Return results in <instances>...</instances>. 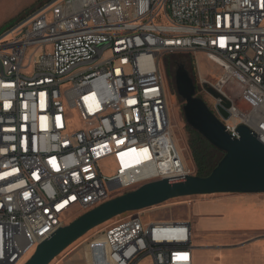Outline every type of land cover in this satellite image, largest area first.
Masks as SVG:
<instances>
[{"label":"built area","instance_id":"1","mask_svg":"<svg viewBox=\"0 0 264 264\" xmlns=\"http://www.w3.org/2000/svg\"><path fill=\"white\" fill-rule=\"evenodd\" d=\"M181 52L222 71L203 93L230 136L246 125L264 143V0H45L2 33L0 264H24L78 212L193 174L160 68ZM109 222L102 260L90 264H193L188 220Z\"/></svg>","mask_w":264,"mask_h":264},{"label":"water","instance_id":"2","mask_svg":"<svg viewBox=\"0 0 264 264\" xmlns=\"http://www.w3.org/2000/svg\"><path fill=\"white\" fill-rule=\"evenodd\" d=\"M105 47L99 46L101 51L98 56L87 63L97 60ZM177 87L178 94L185 100L183 110L187 123L224 153L212 172L207 176L191 174L178 179L162 178L115 196L58 228L38 245L24 264H51L100 225L122 214L150 208L173 198L219 193H264V143L246 125L239 126L240 138H232L204 99L197 96V87L184 65L177 70ZM208 90L215 97L222 96L211 88ZM230 106L231 101L223 97L218 109L224 119L230 116L227 110Z\"/></svg>","mask_w":264,"mask_h":264},{"label":"rangeland","instance_id":"3","mask_svg":"<svg viewBox=\"0 0 264 264\" xmlns=\"http://www.w3.org/2000/svg\"><path fill=\"white\" fill-rule=\"evenodd\" d=\"M43 1L45 0H0V36L13 23L16 22L20 15L29 13ZM193 57L195 58V61L191 63V59ZM180 65H184L185 69L188 70V72L194 77L195 83L198 86L197 92H199V95L206 101H209L210 97H208L206 93H203V80L207 79V81L214 83L222 71L217 68L215 63L209 60L202 52L197 56L188 52L174 53L172 55L165 56L160 62V68L163 73L167 88L168 103L172 121V132L185 164L193 174L197 175L198 167L190 147L192 134L191 126L187 123L183 110L185 100L178 94L177 69ZM229 86H227V91ZM228 92L230 93V91ZM69 115L71 118L70 125L72 128L79 127L81 125L79 116L77 114L73 115L71 113ZM211 152L214 155L215 164L224 156V153L219 149H211ZM111 169L114 168L108 166V171ZM235 194L219 193L211 195L177 197L150 208L122 214L118 217H115L113 220L121 219L133 214H141L145 220H177L188 215L190 207L193 206L198 200L203 198L224 197ZM258 195L264 197V193H258ZM81 214L82 212H78L72 215L66 220V224H69ZM110 223L111 222H107L100 225V227L91 230L84 237L66 249L62 255L57 257L58 260L55 259L51 264H57V261H59L61 256V259L67 260L68 264H90L93 260L101 259L103 255L102 249L104 238L101 234L98 235V233H100L99 231L106 228ZM209 254V260L201 261L200 263L196 262L195 264H221L226 262L229 264H234L238 260L237 258L231 257L225 261L223 259L221 260L220 256H213L214 252L212 251H210ZM28 257L29 255L26 256V258ZM245 263L264 264V253L255 258L251 257L246 259Z\"/></svg>","mask_w":264,"mask_h":264},{"label":"crops","instance_id":"4","mask_svg":"<svg viewBox=\"0 0 264 264\" xmlns=\"http://www.w3.org/2000/svg\"><path fill=\"white\" fill-rule=\"evenodd\" d=\"M177 220L191 223L193 264L209 260L210 251L221 260L237 258L234 264L264 253V197L258 194L203 198Z\"/></svg>","mask_w":264,"mask_h":264},{"label":"trees","instance_id":"5","mask_svg":"<svg viewBox=\"0 0 264 264\" xmlns=\"http://www.w3.org/2000/svg\"><path fill=\"white\" fill-rule=\"evenodd\" d=\"M22 16V15H20ZM19 16V17H20ZM18 17V18H19ZM195 61L193 57L191 63ZM191 141L190 147L192 149L193 157L198 167L199 176H207L216 167L218 162L214 163V155L211 149H217L214 147L202 134L191 127ZM112 221V220H111Z\"/></svg>","mask_w":264,"mask_h":264},{"label":"flooded vegetation","instance_id":"6","mask_svg":"<svg viewBox=\"0 0 264 264\" xmlns=\"http://www.w3.org/2000/svg\"><path fill=\"white\" fill-rule=\"evenodd\" d=\"M180 67V66H179ZM178 70V69H177ZM190 76L192 77V79H193V82H194V84L196 85V87H197V90H198V86H197V84L195 83V80H194V77L190 74Z\"/></svg>","mask_w":264,"mask_h":264},{"label":"bare ground","instance_id":"7","mask_svg":"<svg viewBox=\"0 0 264 264\" xmlns=\"http://www.w3.org/2000/svg\"><path fill=\"white\" fill-rule=\"evenodd\" d=\"M172 124V123H171ZM29 255V254H28ZM100 260H102V259H100ZM97 261H99L98 259H97ZM56 262V261H55Z\"/></svg>","mask_w":264,"mask_h":264}]
</instances>
